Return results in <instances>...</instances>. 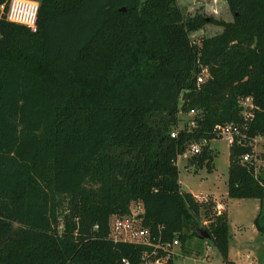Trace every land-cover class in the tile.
<instances>
[{
  "label": "trees",
  "instance_id": "trees-1",
  "mask_svg": "<svg viewBox=\"0 0 264 264\" xmlns=\"http://www.w3.org/2000/svg\"><path fill=\"white\" fill-rule=\"evenodd\" d=\"M32 1L35 32L8 22L0 0V264H142L145 248L109 231L134 203L152 234L162 227L184 253L209 243L232 264L226 213L181 191L176 162L205 141L188 163L209 171L212 129L241 123L246 97L247 137L264 147V0H225L231 22L184 17L176 0ZM210 24L221 31L190 39ZM189 110L196 128L171 138ZM245 154L229 147L227 197L259 201L264 264V175Z\"/></svg>",
  "mask_w": 264,
  "mask_h": 264
},
{
  "label": "rangeland",
  "instance_id": "rangeland-1",
  "mask_svg": "<svg viewBox=\"0 0 264 264\" xmlns=\"http://www.w3.org/2000/svg\"><path fill=\"white\" fill-rule=\"evenodd\" d=\"M178 8L184 17L192 16L196 13L206 17L225 22L232 21V14L229 12L225 0H176ZM221 31L215 24L206 25L202 30L190 34V39L197 41L201 37L213 36ZM189 121V117L181 112L177 128H182ZM204 145V144H202ZM255 157L257 169L255 175H264V147L262 139L256 140ZM208 146L212 152L211 168L208 171L204 166L196 168L188 163L192 157L190 153H184L177 158L178 182L183 192L191 193L198 202H220L226 205L227 222L231 240L228 248V258L236 261L237 264H263V238L254 229L253 220L256 217L254 211V201L252 199H230L227 197V177H228V154L229 146L223 139H211ZM256 200V199H255ZM138 204L131 206L130 214L138 212ZM213 212L217 213L216 203ZM264 215V208H263ZM202 224L205 226L207 222ZM62 225L60 226V229ZM191 251L184 253L179 247L175 250L174 264H224L218 251L209 243L199 244L192 240L189 244ZM249 254L246 260L244 253ZM252 262V263H251Z\"/></svg>",
  "mask_w": 264,
  "mask_h": 264
},
{
  "label": "built area",
  "instance_id": "built-area-1",
  "mask_svg": "<svg viewBox=\"0 0 264 264\" xmlns=\"http://www.w3.org/2000/svg\"><path fill=\"white\" fill-rule=\"evenodd\" d=\"M1 10L4 6L0 7ZM38 11V4L32 0H8L6 10V20L8 22L22 25L29 29L31 32L36 31V16ZM209 77L208 70L201 68L200 72L196 76V84L200 85L204 83ZM241 123H226L215 125L212 129L213 139H223L230 147L234 144L246 145L252 148L253 154H245L240 160L242 164H251L254 167V173L257 169L255 147L256 140L260 137L249 139L247 137V130L250 122L253 120L255 105L250 97L241 98L239 100ZM189 117V121L186 124L188 131L196 128L195 116L197 112L195 110H189L185 113ZM181 128H176L170 134L171 138L177 136L178 131ZM202 141L201 144H205ZM200 143H193L190 145L186 153L195 156L201 151ZM186 154H183L185 156ZM138 212H132L127 216H111L109 219V231L110 237L114 241L129 243L133 245L143 246L145 248L142 253V264H165L169 258L175 259L177 256L175 250L180 247V241L177 238L171 240H165L159 235L162 227H159L158 235L152 234V232L140 226L139 215H142V205L138 204ZM217 213L220 214L222 207L216 206ZM96 228V226L94 227ZM128 264V263H125Z\"/></svg>",
  "mask_w": 264,
  "mask_h": 264
},
{
  "label": "crops",
  "instance_id": "crops-1",
  "mask_svg": "<svg viewBox=\"0 0 264 264\" xmlns=\"http://www.w3.org/2000/svg\"><path fill=\"white\" fill-rule=\"evenodd\" d=\"M226 3V2H225ZM254 202V211L256 212V213H258V211H259V201L258 200H255V199H252ZM213 201L216 203V206L217 205H220L221 207H222V210H226V205H223V204H221L220 202H217L216 200H214L213 199ZM226 214H227V212H226ZM257 215V214H256ZM255 229V228H254ZM245 252V251H244ZM244 256H245V258H246V260H248L249 259V254L247 253V252H245L244 253ZM228 260L230 261V262H232V264H237V262L236 261H233V260H231V259H229L228 258ZM252 263V262H251ZM248 264H250L249 263V260H248Z\"/></svg>",
  "mask_w": 264,
  "mask_h": 264
},
{
  "label": "water",
  "instance_id": "water-1",
  "mask_svg": "<svg viewBox=\"0 0 264 264\" xmlns=\"http://www.w3.org/2000/svg\"><path fill=\"white\" fill-rule=\"evenodd\" d=\"M141 218H142V215H139L138 219H141ZM202 236L204 239H208V235L204 231L202 232Z\"/></svg>",
  "mask_w": 264,
  "mask_h": 264
}]
</instances>
